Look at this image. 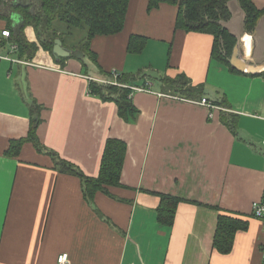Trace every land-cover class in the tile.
Masks as SVG:
<instances>
[{"label":"crops","instance_id":"0c3cea01","mask_svg":"<svg viewBox=\"0 0 264 264\" xmlns=\"http://www.w3.org/2000/svg\"><path fill=\"white\" fill-rule=\"evenodd\" d=\"M148 3L130 0L123 30L90 44L98 68L150 88L131 95L132 122L114 103L89 95V81L101 75L88 58L55 60L30 26L23 35L37 51L20 58L0 20V56L10 59L0 62V264H57L62 254L70 264H260L262 227L251 205L264 191V16L247 32L238 1L228 3L223 26L237 40L239 70L211 58L210 34L175 30L176 6ZM252 3L264 9V0ZM19 23L12 17L11 29ZM56 26L65 39L79 30L65 35ZM131 35L146 38L138 54L127 52ZM145 54L148 61H136ZM163 78L201 88L196 97L222 110L209 119L186 101L196 97L166 90ZM33 105L40 151L25 141ZM108 139L126 145L120 187L109 194L61 172L67 168L54 160L96 179ZM158 195L181 201L172 226L160 217ZM220 213L242 225L228 254L214 247Z\"/></svg>","mask_w":264,"mask_h":264},{"label":"trees","instance_id":"16d2710c","mask_svg":"<svg viewBox=\"0 0 264 264\" xmlns=\"http://www.w3.org/2000/svg\"><path fill=\"white\" fill-rule=\"evenodd\" d=\"M148 9L158 6L160 3H167L177 7V17L174 23L175 30L185 32H199L210 34L213 37L211 58L230 67L233 56L236 38L231 35L223 23L230 18L228 3L232 0H148ZM245 13L244 29L252 32L257 20L264 16V9L258 10L252 0H237ZM130 0H0V20L7 24L6 31L9 32V40L17 45L18 57L32 59L37 51L34 43H28L23 35L25 27L34 29L38 43L46 50L52 51L54 41L64 37L63 33L57 29L56 24L65 26V35L74 29H86V36L72 51L69 58L79 59L83 62V57L88 58L97 65V55L91 50V41L96 37L111 36L120 33L124 28V22L128 11ZM18 16L20 23L14 31L11 29L12 17ZM146 44V38L139 35H131L127 52L130 54L140 53ZM67 47V46H66ZM70 48V47H67ZM65 60V59H64ZM61 61H63L61 59ZM102 77L114 79V74L118 75L116 81H120L123 87L102 85L95 80H90L88 93L99 98L102 102H112L117 106L119 117L125 122L134 121L138 110L134 107L131 95L134 93L125 86L133 85L134 79L118 71L106 72L98 68ZM247 70V69H246ZM247 71H250L248 69ZM166 90L179 92L185 98L199 96L201 88L191 87L181 78L171 80L163 78L161 80ZM203 97H196L195 99ZM217 105V103H216ZM218 106V105H217ZM32 123L25 141L31 142L36 150L40 151L36 129L40 124V108L33 105ZM222 115V114H221ZM224 115V116H223ZM222 121L233 131V122L225 120V113ZM20 145L17 142L15 146ZM11 150V149H10ZM126 145L117 139H108L102 154L99 174L96 179H85L78 171H73L70 165H66L59 159H54L59 165H64V173L72 174L81 179L86 185L92 187L93 191L108 193L110 187H120L121 170L125 158ZM54 158V157H53ZM160 199L159 214L163 222L172 226L174 214L180 200L168 195H158ZM230 214V213H228ZM241 222L227 215H218V223L214 238V247L223 254H228L232 248L235 232L241 228Z\"/></svg>","mask_w":264,"mask_h":264},{"label":"built area","instance_id":"2783aa9c","mask_svg":"<svg viewBox=\"0 0 264 264\" xmlns=\"http://www.w3.org/2000/svg\"><path fill=\"white\" fill-rule=\"evenodd\" d=\"M3 37H9V32L8 31H3L1 33ZM2 60H10L8 57H2L0 56V62ZM16 62V61H15ZM118 75L114 74V79ZM126 88L131 89V91H142L146 93H151V90L149 87H137V86H125ZM169 98L175 99L176 97L173 96H167ZM177 99V98H176ZM187 102L198 105L201 107H204L207 110L208 118L213 119L214 113L218 110H222L221 107H218L211 101L207 100L206 98H201L198 100H186ZM262 148L264 150V142L262 143ZM251 215L253 218L261 221V227H262V242L260 246V264H264V191L261 199L254 201L251 205ZM57 264H70L69 258L67 254H62L57 257Z\"/></svg>","mask_w":264,"mask_h":264},{"label":"rangeland","instance_id":"374dc122","mask_svg":"<svg viewBox=\"0 0 264 264\" xmlns=\"http://www.w3.org/2000/svg\"><path fill=\"white\" fill-rule=\"evenodd\" d=\"M12 27L14 28V24H12ZM75 32V35L73 38H69V39H65V37L63 38V40L65 41V43H71L72 46L69 48L70 51H73L76 49V46H77V42L80 40L83 39V37L85 36V29L83 30H74ZM97 38V37H96ZM95 40V39H94ZM150 58V56L148 54H145L143 56H138L136 55L135 56V59L136 61H140V62H146L148 61ZM86 62V61H85ZM91 64V63H90ZM114 70H112L111 72H113ZM95 80L97 83L99 84H102V85H111V86H115V87H123V85L121 84L120 81H116L117 79H107V78H104V77H99V79H93ZM135 93H143L142 91H135ZM146 93V92H145Z\"/></svg>","mask_w":264,"mask_h":264},{"label":"water","instance_id":"95a60500","mask_svg":"<svg viewBox=\"0 0 264 264\" xmlns=\"http://www.w3.org/2000/svg\"><path fill=\"white\" fill-rule=\"evenodd\" d=\"M70 54H71V51H68L67 49H65L63 47L60 39H56L54 41L53 48H52V56L55 58V60H59L61 58H68L70 56ZM234 56H236V49H234V51H233V57L231 59V64H232V66H234L240 70L241 69L240 63H237L235 61Z\"/></svg>","mask_w":264,"mask_h":264}]
</instances>
